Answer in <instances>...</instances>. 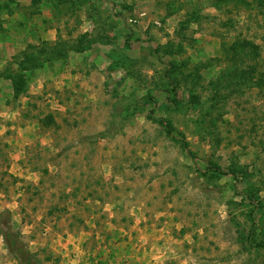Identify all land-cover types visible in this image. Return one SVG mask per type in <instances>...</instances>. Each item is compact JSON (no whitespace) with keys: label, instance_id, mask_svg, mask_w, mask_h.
Segmentation results:
<instances>
[{"label":"rangeland","instance_id":"1","mask_svg":"<svg viewBox=\"0 0 264 264\" xmlns=\"http://www.w3.org/2000/svg\"><path fill=\"white\" fill-rule=\"evenodd\" d=\"M20 250L264 264V0H0V264Z\"/></svg>","mask_w":264,"mask_h":264},{"label":"trees","instance_id":"2","mask_svg":"<svg viewBox=\"0 0 264 264\" xmlns=\"http://www.w3.org/2000/svg\"><path fill=\"white\" fill-rule=\"evenodd\" d=\"M249 43L248 42H244V44H241V45H238V48L240 49V48H245V46L246 45H248ZM255 48H257V47H255ZM232 49H236V50H238L237 49V46H236V44L235 45H233L232 46ZM51 53V51H49L47 48H42L41 50H40V54H50ZM24 60H22L21 61V64L22 65H29V64H32V65H34V66H39V63H38V59H39V56H36V55H34V54H30V55H28V56H24V58H23ZM20 64V65H21ZM233 67H234V69H230V71L233 73H235V76L238 78L237 80H235V76H234V78H232V80L233 81H235V83L236 84H243V85H248V84H250L251 83V81H252V79H254V78H252L253 77V73L251 74H249V76H248V74L247 73H249V72H246L245 70H243V69H237L238 67H237V65L235 66V64L233 65ZM248 83V84H247ZM174 89L175 88H173L172 89V91H174ZM155 111L153 110L152 111V117H153V113H154ZM154 118V117H153ZM155 119V118H154ZM184 146H185V144H184ZM212 171L214 172V173H220L222 170H221V168H219V167H214L213 169H212ZM20 252H22V254L24 255V259L26 258L25 257V253L22 251V250H20ZM30 255H28V259H25V261L27 260V263L28 264H34V263H31L32 262V260H30V257H29ZM37 262H35V264H36Z\"/></svg>","mask_w":264,"mask_h":264}]
</instances>
